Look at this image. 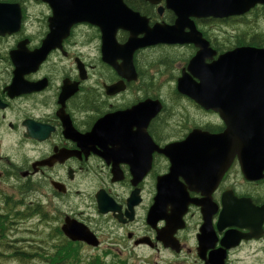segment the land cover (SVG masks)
<instances>
[{"label": "flooded vegetation", "instance_id": "af4514ba", "mask_svg": "<svg viewBox=\"0 0 264 264\" xmlns=\"http://www.w3.org/2000/svg\"><path fill=\"white\" fill-rule=\"evenodd\" d=\"M187 2L0 0V202L59 228L66 219L81 225L96 243L71 242L87 250L85 264H264V171L250 167L246 177L234 157L214 170L219 178L212 174L192 188L189 161L172 156L192 133L218 136L226 129L218 113L178 92V80L183 74L195 80L187 67L198 53L208 65L234 50H264V29L257 27L264 5L213 18L193 16L203 9ZM125 12L149 29L174 27L179 16L178 34L191 41L129 51L133 70L126 68L128 52L121 49L132 34L117 28ZM219 26L236 38L222 42ZM103 29H115L113 48ZM191 30L204 43H194ZM167 49L178 55L164 68L139 71L142 61ZM167 88L197 119L189 114L180 124L169 118L156 125L170 100ZM174 163L179 172L165 187L183 190L178 200L188 203L181 212L184 201L163 199L157 218L158 181Z\"/></svg>", "mask_w": 264, "mask_h": 264}, {"label": "water", "instance_id": "95a60500", "mask_svg": "<svg viewBox=\"0 0 264 264\" xmlns=\"http://www.w3.org/2000/svg\"><path fill=\"white\" fill-rule=\"evenodd\" d=\"M202 1L188 0L185 6L202 7L201 14H192L195 17L228 18L246 13L256 4L264 5V0H233V2L237 1L236 4L228 3L227 0H208L209 3L205 4ZM181 5L183 4L180 3L179 6ZM177 14L183 15L182 12ZM180 26L181 19L178 16L174 27L163 26L149 29L146 27L145 20L138 14L125 12L122 26H117L132 34L127 45L121 49L128 52L127 59L122 63L124 67L133 70L129 51L158 44L173 45L191 41V39L180 38L177 30ZM137 27L141 28L137 29ZM191 31L196 39L192 40L194 43H199L200 40L204 43L199 34L194 33V30ZM103 32L106 34V46H114L115 29L112 31L103 29ZM137 35H143V38L137 39ZM208 59L210 60V57ZM103 60L108 64L114 62L105 56ZM114 68L119 70L115 66ZM187 71L195 80L189 78V74H183L177 82L178 92L205 111L218 113L226 126L224 133L218 136L200 132L192 133L180 146V152L178 150L175 155H172L175 161L181 160V157L189 161L187 175L189 183L192 184L191 187L194 188L193 185L197 183L207 184L206 181L212 174H218L214 170L223 171L224 165H229L234 157L240 161L246 177L250 167L258 170V175L261 176L264 171V50L254 48L234 50L222 56L218 62L208 65L198 53L190 61ZM221 151H228V157H223ZM178 153L182 155L176 156ZM224 161H226L224 165H221L220 162ZM178 170L174 163L173 173L166 179L158 181V196L154 210L158 214L157 218L164 215L163 199L175 201L176 205L184 201V199L179 201L177 194L184 195L183 190L177 191L165 187L170 176L176 177ZM210 182L213 185V181ZM184 202L181 212L185 211V205L188 203ZM61 230L71 241H83L96 245L91 239L92 236H89L83 227L75 222L66 219Z\"/></svg>", "mask_w": 264, "mask_h": 264}, {"label": "trees", "instance_id": "16d2710c", "mask_svg": "<svg viewBox=\"0 0 264 264\" xmlns=\"http://www.w3.org/2000/svg\"><path fill=\"white\" fill-rule=\"evenodd\" d=\"M167 50V54L156 53L149 61H142L140 67H138L139 71H146V68L154 67V65L164 68L170 60H174V57L176 58L178 55L174 53V50ZM168 90L170 92L168 95L170 98L169 102L172 104L164 102V110L156 117V125H168L167 119L169 118L180 124L189 115V108L180 102L182 98H180L173 88ZM166 132L168 133L169 131L167 130ZM21 217L20 212L14 210L7 202L4 204L3 209H0V258L8 262L0 261V264H10L11 262H15L16 264H81L80 248L64 239L59 228L52 229L49 235L50 240L53 239L55 241L54 244L47 245L41 241L40 244L44 243L47 246L45 245L35 252H26L22 247L9 242L8 236L12 233L13 224L19 222L22 219Z\"/></svg>", "mask_w": 264, "mask_h": 264}, {"label": "rangeland", "instance_id": "374dc122", "mask_svg": "<svg viewBox=\"0 0 264 264\" xmlns=\"http://www.w3.org/2000/svg\"><path fill=\"white\" fill-rule=\"evenodd\" d=\"M257 27H259L260 30L264 29V21L259 20L257 22ZM248 31L251 34H253V32H256L255 26L252 25ZM217 36L222 38V42H227V41H229V39L230 40L233 39L231 36L236 38V33L233 31L232 32L228 31L227 29H224L223 27L219 26ZM237 36H239V35H237ZM188 111H189L190 117L197 119L196 116L193 115L194 112L190 108ZM4 192L6 194H8L6 192V189ZM15 199H16V197H15ZM58 203L61 204L60 201H58ZM3 207H4V204L2 202H0V208H3ZM11 207H13V209L16 211L23 212V213L27 214V212H26L27 208L25 209L24 207H21V206H11ZM45 207H46V205H45ZM45 209L49 215H50V213L52 214V210H48L47 207ZM29 214L30 215L27 214V215L22 216L21 217L22 219L19 222L14 223L15 225L13 224V227L11 229L12 233L9 234L8 241L11 242L12 244L16 245V246L22 247L23 249L26 250V252L27 251L35 252L37 249L44 247L46 244L47 245L48 244L49 245L54 244L55 241L53 239L50 240V238H49L51 230L55 226L53 224V222H43V220L40 217H35V215H33L34 213H32V210H30ZM60 224H61V222L58 223L57 226H60ZM41 241H43L46 244H44V243L40 244ZM80 254H83V255L87 254V250H83ZM0 261L7 262L3 258H0ZM34 262H37V261H34ZM10 264H16V263L11 262ZM81 264H85V263H81Z\"/></svg>", "mask_w": 264, "mask_h": 264}, {"label": "bare ground", "instance_id": "6f19581e", "mask_svg": "<svg viewBox=\"0 0 264 264\" xmlns=\"http://www.w3.org/2000/svg\"><path fill=\"white\" fill-rule=\"evenodd\" d=\"M111 263V262H110Z\"/></svg>", "mask_w": 264, "mask_h": 264}]
</instances>
